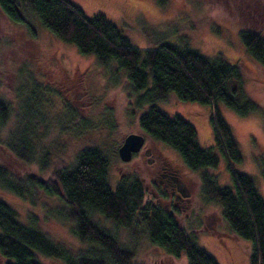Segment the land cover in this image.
<instances>
[{"label": "rangeland", "instance_id": "rangeland-1", "mask_svg": "<svg viewBox=\"0 0 264 264\" xmlns=\"http://www.w3.org/2000/svg\"><path fill=\"white\" fill-rule=\"evenodd\" d=\"M87 15L101 12L121 27L130 42L139 48L160 43L183 46L212 58L222 54L243 68L242 88L256 99L264 111V69L245 51L239 33L253 29L264 36V11L250 0H71ZM264 3V0H262ZM35 34L10 21L0 10V101L7 119L0 124V162L9 171L32 173L47 178L74 163L77 151L98 146L108 158V184L114 189L121 176L136 177L145 185V202L176 208L180 225L192 232L196 243L218 264H249L250 241L235 237L221 217L217 203L205 199L196 171L183 164L178 152L166 143L144 135L137 126L139 111L124 68L114 61L98 63L91 54H81L69 42L56 38L35 17L27 13ZM155 105L167 114H179L196 131L201 147L213 145L211 107L173 96ZM217 107L229 125L241 160L228 161L221 154L215 167L203 168L219 186L233 189L230 169L249 175L264 199V176L258 163L264 153V112L239 115L222 102ZM131 132L142 133L144 148L123 161L117 148ZM22 134L33 145L35 159L25 164L10 153L6 142H17ZM8 140V141H7ZM44 154L47 164L40 168ZM162 156L178 165L189 189V203L173 204L158 181L153 182L152 164ZM230 166V169L228 168ZM156 191H163L158 200ZM166 192V194H165ZM0 198L15 209L16 218L33 224L50 237L75 249H86L90 242L79 239L66 217V202L40 189L26 197L0 187ZM166 208V207H164ZM94 220L111 229L133 252L135 264H186L152 244L141 226L131 229L96 213ZM3 259L0 258V264ZM47 264L53 262L44 260Z\"/></svg>", "mask_w": 264, "mask_h": 264}, {"label": "trees", "instance_id": "trees-1", "mask_svg": "<svg viewBox=\"0 0 264 264\" xmlns=\"http://www.w3.org/2000/svg\"><path fill=\"white\" fill-rule=\"evenodd\" d=\"M1 12L12 22L22 24L34 35L27 13L56 38L72 43L81 54H91L100 64L114 61L124 68L139 111L137 126L150 139L174 148L184 165L197 172L203 197L218 204L228 231L249 240V264H264V199L252 178L230 169L233 189L219 186L203 168L215 167L218 154L228 161L241 160L229 125L217 107L222 102L239 115L264 112L256 99L242 88L244 68L222 54L208 58L183 46L160 43L134 46L121 27L101 12L87 15L71 0H0ZM245 51L264 69V36L244 28L239 33ZM173 96L177 100L211 107L214 143L201 147L194 126L179 114H167L155 103ZM264 115V114H263ZM7 119L0 101V124ZM26 135V134H25ZM22 134L17 142H6L10 153L25 164L34 161L33 145ZM102 148H80L74 163L47 178L32 173L9 171L0 162V187L26 197L33 190L57 195L66 204V217L73 222L72 232L90 245L75 249L55 240L33 224H24L7 202L0 198V258L2 264H135L133 252L109 228L94 220L96 213L131 229L141 226L149 241L173 258L186 264H218L201 248L195 236L180 225L176 208L166 209L145 202V185L136 177L121 176L112 189L108 184V158ZM44 151L40 168L47 161ZM264 176V153L259 158ZM48 264V263H47Z\"/></svg>", "mask_w": 264, "mask_h": 264}, {"label": "flooded vegetation", "instance_id": "flooded-vegetation-1", "mask_svg": "<svg viewBox=\"0 0 264 264\" xmlns=\"http://www.w3.org/2000/svg\"><path fill=\"white\" fill-rule=\"evenodd\" d=\"M250 1L253 4V6L262 8L264 11V3L262 2V0H250ZM144 145L140 148V150L144 148L143 149L144 153H149L151 147H144ZM160 158L162 159V161L159 160L158 158L157 162L152 164L153 166L150 170V173L152 174L153 177V182L158 181V183L162 185L165 191L169 193L170 199L175 206L178 207V205H176L177 203H179L180 206H185V205L187 206L190 199L188 195L190 194H189V189L185 183V180L188 178L183 179L181 177L185 173L184 171L180 170V167L178 165H173L169 163L162 156H160ZM155 196L157 197L158 200L163 199L164 198L163 191H156ZM164 207H166V209H170V207L167 206L165 203H164Z\"/></svg>", "mask_w": 264, "mask_h": 264}, {"label": "water", "instance_id": "water-1", "mask_svg": "<svg viewBox=\"0 0 264 264\" xmlns=\"http://www.w3.org/2000/svg\"><path fill=\"white\" fill-rule=\"evenodd\" d=\"M145 137L142 133L131 132L126 134L117 148V154L123 161L131 158L132 154L139 151L144 145Z\"/></svg>", "mask_w": 264, "mask_h": 264}]
</instances>
